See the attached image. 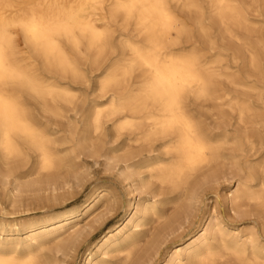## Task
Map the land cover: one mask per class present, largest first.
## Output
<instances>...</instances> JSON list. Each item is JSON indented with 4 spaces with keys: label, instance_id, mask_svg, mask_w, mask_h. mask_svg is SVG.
<instances>
[{
    "label": "bare ground",
    "instance_id": "bare-ground-1",
    "mask_svg": "<svg viewBox=\"0 0 264 264\" xmlns=\"http://www.w3.org/2000/svg\"><path fill=\"white\" fill-rule=\"evenodd\" d=\"M209 1L216 22L232 35L233 27L250 24L239 0ZM178 6L204 17L200 0H0L3 164L24 162L32 152L37 155L40 171L56 167L57 153L49 130L34 117L27 96L58 115L61 107L49 106L48 101L70 103L76 92L46 77L42 69L73 79L84 77L80 58L90 61L89 53H95L94 63L108 52L112 47V24L119 16L124 23L134 21L143 39L126 41L130 56L105 68L99 88L113 94L107 102L96 104L93 131L89 117L84 116L85 126L78 143L93 144L92 135L102 128L105 113L109 118L122 115L118 126L135 135L133 142L146 145L162 141L164 157L156 159L153 165L147 157L145 163L153 167L151 177L155 175L161 184L181 195L188 190L192 178L201 174L205 175L204 183H218L221 179L218 163L229 147L235 158L263 144L264 101L260 106L249 93L224 92L218 83L221 77L233 84H247L238 82L235 73L219 72L213 61L201 58L198 49L177 47L188 32L187 22L176 11ZM197 24L203 33L208 31L209 26L202 18ZM21 38L27 49L18 56ZM255 59L253 53L251 62L256 67ZM136 71L141 73L142 81L138 87H132L129 80ZM263 99L261 96L260 100ZM206 102L215 106L214 115L220 120L215 125L202 119L195 108L198 103ZM247 176L242 186L230 194V200H248L264 208V170L260 174L257 165H251ZM128 188L131 199L126 214L135 199L132 187ZM106 195V189H102L97 197L76 210L64 211L40 225L29 223L26 227L30 232L24 242L11 243L8 238L3 241L0 237V264H49L50 260L42 253L46 243L60 239L63 230L79 226L83 216L92 212ZM154 203L146 202L141 211L145 213ZM139 227L138 219L126 217L118 222L94 249H88L83 264H110L106 256L118 252L126 254L127 262L139 243ZM34 229L41 232L34 233ZM2 234H20V228L17 224L0 225ZM161 244V241L153 243L147 252L155 255ZM229 257L234 260L232 264H264V243L252 230L227 231L223 222L212 216L202 233L174 246L162 264H224L222 261Z\"/></svg>",
    "mask_w": 264,
    "mask_h": 264
},
{
    "label": "rangeland",
    "instance_id": "rangeland-1",
    "mask_svg": "<svg viewBox=\"0 0 264 264\" xmlns=\"http://www.w3.org/2000/svg\"><path fill=\"white\" fill-rule=\"evenodd\" d=\"M239 2L250 19L248 27H233L234 35L239 39L216 22L209 0H200L204 17L193 10L176 7L188 24V32L177 47L196 48L201 58L213 61L212 65L219 72L237 74V81L247 85L233 84L221 77L218 83L222 90L240 95L249 93L253 95L252 101L262 106L264 0ZM201 18L209 26L205 33L199 30L197 24ZM112 27V47L106 54L94 63L95 53H89L90 61L85 57L80 58L84 77L73 79L42 69L46 77L76 92V97L70 103L59 100L54 104L48 101L49 106L61 107L58 115L45 110L40 101L27 96L34 117L49 130L51 144L57 153V165L51 171H40L37 155L32 152L29 158L19 163L9 161L3 164L0 157V225L17 224L20 228V234H2L1 239L6 241L8 238L11 243L24 242L26 234L30 232L26 227L29 223L40 225L46 219L61 216L64 211L76 210L106 189L107 195L92 212L83 216L79 226L63 230L60 239L46 243L42 253L50 260L49 264H83L88 249H94L104 234L126 217L140 222L137 233L139 243L133 257L127 262L124 252L106 256L110 264H162L174 246L202 233L212 216L223 222L227 231L252 230L264 243V208L248 200H230V194L238 186L241 187L248 177L251 165H257L260 174L264 170V142L244 155L237 154L235 158L232 157L235 152L229 147L226 156L218 163L220 181L204 183L205 175L201 174L192 178L188 190L182 195L161 184L155 175L151 177L153 167L145 163L147 157L152 160V165L156 159L164 157L162 141L155 140L146 145L133 142L135 135L118 126L122 115L109 118L105 113L101 119L102 128L92 135L93 144L78 143L85 126L84 116L89 117L93 131L96 104L107 102L113 94L110 90L102 92L99 88L105 68L130 56L126 41L143 39L135 29L134 21L124 23L122 16L113 22ZM18 45V56L24 55L23 51L27 48L22 38ZM253 53L256 67L251 62ZM140 74L139 71L133 73L129 85L138 87L142 81ZM195 108L206 122L212 125L220 122L214 115L216 109L213 103H198ZM130 186L135 192V199L133 207L126 214L131 199ZM194 192L196 194L192 196ZM146 202L155 203L143 213L142 206ZM154 211L156 213L153 214ZM33 232L41 231L34 229ZM160 241L162 244L158 253H148L153 243ZM226 259L222 261L224 264L234 261L230 257Z\"/></svg>",
    "mask_w": 264,
    "mask_h": 264
}]
</instances>
